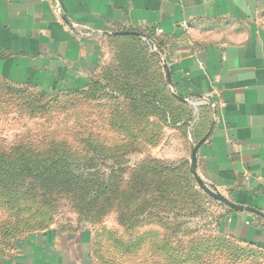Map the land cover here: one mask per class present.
I'll return each mask as SVG.
<instances>
[{
    "label": "rangeland",
    "instance_id": "obj_1",
    "mask_svg": "<svg viewBox=\"0 0 264 264\" xmlns=\"http://www.w3.org/2000/svg\"><path fill=\"white\" fill-rule=\"evenodd\" d=\"M136 47L155 73L136 74V89H122L132 75L114 52L111 77L86 89L43 96L0 82V152L22 146L47 167L46 179L15 180L19 197L0 196V257L54 236L88 243L93 264H264L219 233L224 203L193 173L195 113L171 99L149 47Z\"/></svg>",
    "mask_w": 264,
    "mask_h": 264
},
{
    "label": "crops",
    "instance_id": "obj_2",
    "mask_svg": "<svg viewBox=\"0 0 264 264\" xmlns=\"http://www.w3.org/2000/svg\"><path fill=\"white\" fill-rule=\"evenodd\" d=\"M138 40L195 113L194 165L223 200L219 233L264 254V0H0V82L80 88L110 76L111 52L138 74ZM41 238L0 264H93L88 243Z\"/></svg>",
    "mask_w": 264,
    "mask_h": 264
},
{
    "label": "trees",
    "instance_id": "obj_3",
    "mask_svg": "<svg viewBox=\"0 0 264 264\" xmlns=\"http://www.w3.org/2000/svg\"><path fill=\"white\" fill-rule=\"evenodd\" d=\"M151 39V36L148 37ZM139 43L143 47L140 40H138ZM155 42V41H154ZM146 47V46H145ZM146 53L148 51L145 49ZM155 54V53H154ZM156 55V56H155ZM154 57H157L159 60L158 63H160V58L157 54H155ZM145 66L141 65L138 69H140V72L138 74H148V71L144 68ZM161 71V70H160ZM132 75V78H130L129 82L121 84L122 89H136L134 87L135 80H136V72L135 74L128 73ZM127 74V75H128ZM145 79V78H144ZM89 81V80H88ZM88 81L84 84L82 87L83 89H86L90 83ZM112 81V79L110 80ZM144 88V87H142ZM117 89V87H116ZM145 89V88H144ZM15 92H18V90H11ZM16 95V94H14ZM21 152V153H20ZM22 146H16L13 148H10L7 151L0 152V196L2 197L3 192H7L8 196L11 195V198L13 197H19L18 190L15 187V180L21 179V178H27V179H36L39 178L44 174L46 171V168H43L42 161H35L34 158H26L22 155L24 153ZM37 155V154H35ZM45 175V174H44ZM43 175V179H46V177ZM60 179V177H59ZM9 201V200H8Z\"/></svg>",
    "mask_w": 264,
    "mask_h": 264
},
{
    "label": "water",
    "instance_id": "obj_4",
    "mask_svg": "<svg viewBox=\"0 0 264 264\" xmlns=\"http://www.w3.org/2000/svg\"><path fill=\"white\" fill-rule=\"evenodd\" d=\"M194 156H195V154H194V152H193V164H194ZM193 173H194V176H195V178L198 180V182H199V184H200V186H201V188L202 189H204L207 193H209L211 196H213L214 198H216V199H218V200H220V201H223L214 191H212L211 189H210V187H208L205 183H202L200 180H199V178H198V173L196 172V170L194 169L193 170ZM231 207L232 208H234V209H239V210H241L239 207H236V206H233V205H231Z\"/></svg>",
    "mask_w": 264,
    "mask_h": 264
},
{
    "label": "built area",
    "instance_id": "obj_5",
    "mask_svg": "<svg viewBox=\"0 0 264 264\" xmlns=\"http://www.w3.org/2000/svg\"><path fill=\"white\" fill-rule=\"evenodd\" d=\"M157 32H159V30H156Z\"/></svg>",
    "mask_w": 264,
    "mask_h": 264
}]
</instances>
